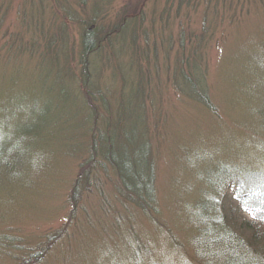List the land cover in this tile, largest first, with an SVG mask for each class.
Segmentation results:
<instances>
[{
  "label": "rangeland",
  "instance_id": "374dc122",
  "mask_svg": "<svg viewBox=\"0 0 264 264\" xmlns=\"http://www.w3.org/2000/svg\"><path fill=\"white\" fill-rule=\"evenodd\" d=\"M1 7L0 147L25 143L28 127L45 126L38 135L47 136L31 157L13 164L7 156L11 180L2 166L0 264H112L133 245L139 264H218L201 262L192 248L184 207L209 189L200 176L208 163L215 173L254 172L250 185L264 180V0H3ZM126 12L124 31L85 59L88 23L106 31ZM187 56L205 76L215 112L177 89ZM85 63L110 120L119 106L128 119L147 116L157 221L122 199L109 165L70 202L83 170L71 155L90 142Z\"/></svg>",
  "mask_w": 264,
  "mask_h": 264
},
{
  "label": "trees",
  "instance_id": "16d2710c",
  "mask_svg": "<svg viewBox=\"0 0 264 264\" xmlns=\"http://www.w3.org/2000/svg\"><path fill=\"white\" fill-rule=\"evenodd\" d=\"M206 2L208 3L209 0ZM2 4L3 0H0V24L3 23ZM128 13H120L119 20L121 22H117L113 28L106 31H101L88 23L89 28L81 36L85 59L89 55L98 53L103 45L112 41L111 38L124 31L131 19ZM195 60L191 56H187L186 70L181 68L180 74L175 76L177 89L186 97L196 99L197 103L206 107L209 112H215V106L203 78L205 76H202L198 71V66L194 64ZM89 68L85 63L80 81L82 93L88 99L86 108H88L87 114L89 115H86V118L90 142L79 155L70 154L76 158L80 157L83 161L80 164L83 170L71 190L70 202L76 205L79 202L83 185L91 183V176L94 177L99 166L109 165L120 183L119 194L122 199L130 201L134 206L140 208L148 218L157 221L159 214L156 194L157 174L152 153L153 137H151L147 116L146 114L142 118L130 116L131 118L128 119L122 111V106H119L116 110V118L114 121L110 120L108 104L103 101L102 96L99 97L98 94L101 92L98 88L96 90ZM144 106L145 103L139 104L137 107L144 109ZM37 129L38 133L36 127L26 129L25 133L28 138L25 143L21 144L18 139V141L8 142L4 147H0V172L4 169L7 171L4 173L5 178L9 180L13 178L11 170L6 166L7 158L15 156L13 163L15 164L18 162L16 159L24 156L31 157L29 156L30 148L33 145H43L45 142L44 138L38 140V136L42 135L39 132L46 129L45 126H39ZM44 136L47 135L44 134ZM32 137L33 139H31ZM13 145L14 147H12ZM18 145L25 149L23 153L18 150ZM11 148V155L10 151L7 154ZM45 149H38L42 157H45ZM30 159L33 165L34 161L32 158ZM208 165L200 176L205 181L203 185L209 189L203 190L202 194L204 195L194 205L185 204L186 207H184L186 220L192 228V234L196 235V238L191 240L192 248L197 251L201 262L255 264L259 259L264 262V180L259 184L256 181L255 184L250 185L253 178L257 179L252 171L234 176L227 171L230 168L228 166L215 173V166L209 163ZM2 166H5L3 170ZM245 214L250 215L253 220L247 221ZM130 246L128 247L130 248ZM130 249L127 250L126 259L125 257L121 259L119 256V258L113 259L112 264H139L141 260L139 246L133 245V248ZM252 250L255 251V254ZM242 251L244 256L239 253ZM35 254L31 255L34 262L41 258L39 254ZM204 254L208 256H204ZM146 262L144 264H147Z\"/></svg>",
  "mask_w": 264,
  "mask_h": 264
},
{
  "label": "bare ground",
  "instance_id": "6f19581e",
  "mask_svg": "<svg viewBox=\"0 0 264 264\" xmlns=\"http://www.w3.org/2000/svg\"><path fill=\"white\" fill-rule=\"evenodd\" d=\"M43 137H46V136H43ZM43 137L42 138H40V136H38V140H42L43 139ZM34 147V145L32 146V148ZM39 156L41 157V155L39 154Z\"/></svg>",
  "mask_w": 264,
  "mask_h": 264
}]
</instances>
